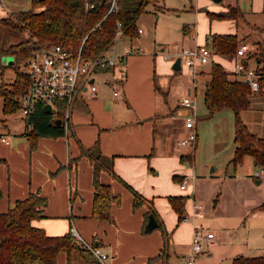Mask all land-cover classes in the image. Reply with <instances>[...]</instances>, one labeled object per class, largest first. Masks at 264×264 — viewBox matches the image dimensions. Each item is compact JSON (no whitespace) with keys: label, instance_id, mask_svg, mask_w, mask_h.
Listing matches in <instances>:
<instances>
[{"label":"crops","instance_id":"0c3cea01","mask_svg":"<svg viewBox=\"0 0 264 264\" xmlns=\"http://www.w3.org/2000/svg\"><path fill=\"white\" fill-rule=\"evenodd\" d=\"M209 1L203 2L202 6L213 12L224 11L231 6L222 3L212 5ZM242 1L245 4L239 5L235 0L232 6L238 5L243 16H249L252 23L264 27V0ZM200 7L197 10L190 7L189 10L199 16L202 13ZM6 8L4 11H8ZM215 19L218 27L213 33H234L233 19ZM137 26L142 31L136 37L122 35L115 40L114 48L120 52L125 45H141L145 53L128 55L119 64L118 69L124 77L117 83L115 95L109 80L116 70L98 69L93 73L91 77L97 86L96 93L91 94L84 86L78 90L67 136H40L35 147L30 148L23 135L26 124L23 130L9 133L12 137L10 140L7 135L0 134V211L6 210L16 199L24 198L28 192L39 190L47 202L42 216L32 220L34 226L43 228L51 235H62L74 227L86 241L98 246L106 254V258L100 261L90 250L80 246L79 250L70 251L69 256L65 251H60L56 256V264H68V259L70 264H163V257L169 264L170 248L175 255L182 256L186 264L192 227L200 224L199 220L203 217L202 213L193 221L182 222L167 199L170 195H187L183 213L191 211L192 200L197 201L194 167L189 168L184 164L186 161L190 164L194 162L197 135L193 148L186 152L179 148L177 140L187 130L181 118H171L170 115L182 113L185 108L179 103L181 98L176 102L168 101V93L171 79L185 70L191 81L181 79L185 86L184 95L193 98L195 112L197 107L193 95L197 93L199 79H203L204 91L210 66L206 68L200 65L195 76L190 75L185 67L180 71L173 69V59L165 57L163 53L157 55L151 42L142 38L147 29L140 24ZM182 32L187 36L188 46H194L205 44L212 31L201 29V34H197L196 25L184 23ZM118 40L123 41L120 48L115 46ZM213 61L222 66L231 65V60L215 54ZM230 78L240 80L233 75ZM252 94L256 95L250 96V104L240 111V117L250 131L264 138V98L254 100L260 97L259 94L264 95V87ZM258 104L263 105L259 107ZM248 113L252 118L245 116ZM227 115L233 117L234 121L233 111ZM2 136L7 142L1 140ZM93 146L111 161L115 175L130 186L124 185L110 171L101 170L100 181L108 184L111 192L119 196V202H113L111 206L112 220L97 219L91 215L93 168L84 151L87 148L94 149ZM187 154L191 155L190 158H181ZM249 156L245 155L242 161ZM251 162L255 165L253 158ZM185 174L194 175V178L190 177L187 189L182 190L179 182ZM132 189L143 198L136 206H133ZM189 196H192V200ZM150 204L158 224L168 233L165 251L156 259L154 257L164 246V238L161 227L144 231ZM82 252H88L90 259L83 256Z\"/></svg>","mask_w":264,"mask_h":264},{"label":"trees","instance_id":"16d2710c","mask_svg":"<svg viewBox=\"0 0 264 264\" xmlns=\"http://www.w3.org/2000/svg\"><path fill=\"white\" fill-rule=\"evenodd\" d=\"M83 1L30 0V8L0 15V58L11 55L14 59V79L9 84L10 88L0 90L3 113L20 108L19 98L29 83V76L26 70H20L18 65L24 63L26 66L28 57L35 48L60 44L75 53L81 46L83 57L93 58L113 43L117 21L121 22L123 35L136 37L137 19L145 10V5L153 0H140L134 4L131 0H117V9L106 16H103L107 9L104 0H91L94 7L88 10L84 9ZM206 12L210 18L233 19L236 24L238 18H243V12L238 5L228 6L224 11ZM183 29L185 31V27ZM244 41V37H238L236 32L210 33L205 44L212 49L213 54L231 60L238 45ZM251 44L247 59H253L257 69L264 74V40H256ZM209 63V78L204 85L203 102L208 116L221 108L233 111L235 148L230 162L236 167L245 155H250L256 167L261 168L264 173V138L250 131L240 117V111L250 104L251 88L243 80L230 78L231 74L226 72L220 63ZM259 82L260 91L264 87V76ZM55 119L52 112H46L41 103H36L33 111L25 116L26 129L23 135L30 148L35 147L40 136L64 134L63 124H57ZM93 148L84 151L93 168L91 215L97 219L112 220L111 206L113 202H119V196L111 192L108 184L100 181L99 175L102 169L114 175L115 173L111 161L103 157L96 147ZM190 154L182 155L181 158H190ZM116 177L128 186L124 180ZM132 192L133 206H136L143 198L133 189ZM186 198L187 195L167 197L179 217L183 214ZM46 202V197L41 195L39 190H35L28 192L24 198L16 199L6 210L0 211V264H56V256L60 251H65L69 256L70 251L79 249L80 245L71 230L62 235H51L32 224V220L42 216ZM256 209L264 210V201L258 204ZM149 213L155 216L151 204L147 215ZM158 227L162 229L164 246L154 259L160 258L168 240V233L160 223ZM162 260L165 264L164 257ZM67 263L70 264L69 259ZM230 264H264V254H237L231 258Z\"/></svg>","mask_w":264,"mask_h":264},{"label":"rangeland","instance_id":"374dc122","mask_svg":"<svg viewBox=\"0 0 264 264\" xmlns=\"http://www.w3.org/2000/svg\"><path fill=\"white\" fill-rule=\"evenodd\" d=\"M1 1L6 5L5 8L7 7L8 11L0 9V15L30 8V0ZM131 1L134 4L140 0ZM208 1L153 0L148 2L145 5V10L137 19V24L147 29V32L140 36L147 42H151L157 55L166 51H174L176 43L178 47L188 46L187 36L183 35L182 32L184 23L196 25L197 34H201V29L203 31L210 29L213 33L218 27L217 20L210 18L206 12L208 9L202 6L203 2ZM237 1L239 5L245 4L241 0ZM209 2L212 5H220V3L223 5L235 4V0H221V2L211 0ZM190 7L196 10L200 7L202 13L198 16L195 12L189 10ZM248 21L251 22L247 23ZM252 22L253 20L249 16L238 18L236 25L233 22V31L237 33L238 37H244L251 47L253 41L264 40V27ZM122 44L123 41L118 40L115 46L120 48ZM143 46L145 47V45ZM147 48L150 50V47ZM13 66L14 59L11 55H4L0 58V90L10 88L9 84L14 79ZM202 66L209 68L210 63H205ZM18 68L26 70L24 63H20ZM169 77L166 78L167 82L164 80L167 89ZM181 79L191 81V77L185 73V70H181L171 79L168 101L176 102L185 94V86ZM115 87L118 91L117 84ZM202 91L203 79H199L197 93L193 95L197 107L195 111L197 116L195 158L193 164L188 161L184 164L189 168L190 166L194 167L195 196L203 206V217L199 222L203 227L213 231L217 243L208 245L203 242L200 252L195 257V264H230L231 258L237 254L246 256L264 254V210L256 209L257 205L264 200V176H254L255 171L259 168L252 164L251 156L233 168L230 162L232 150L235 146L233 141V117L227 115L228 112L231 114L232 111L229 108H224L222 111L208 116L201 98ZM255 95L252 94L251 96ZM259 96L254 100L264 98L263 94H259ZM262 105L258 104L259 107ZM183 111L189 112L186 109H183ZM174 114L176 115L177 112L171 115ZM245 116L252 118L249 113ZM24 127L25 115L22 110L18 107L13 112L3 113L0 101V134L7 135L10 140L12 137L9 133H16L23 130ZM190 149V147H183L181 150L186 152ZM257 179H260V181L256 182ZM191 197L189 196L190 200ZM82 253L83 256L90 259L91 255L88 252ZM169 253L171 254L169 264H172V259L173 264H184V258L175 255L172 248L169 249ZM190 253L191 242L187 257ZM165 264H167L166 259Z\"/></svg>","mask_w":264,"mask_h":264},{"label":"built area","instance_id":"2783aa9c","mask_svg":"<svg viewBox=\"0 0 264 264\" xmlns=\"http://www.w3.org/2000/svg\"><path fill=\"white\" fill-rule=\"evenodd\" d=\"M104 1L107 3V9L103 16L117 9V0ZM83 7L85 10L91 9L94 7V3L91 0H84ZM0 9L5 10V5L1 0ZM121 26V22L117 21L113 43H110L93 58L83 57L81 46L75 53L60 44L35 48L28 57L26 65L29 83L19 98L20 109L24 115L27 116L32 112L36 103H41L42 105L48 103L51 105V112L63 124L64 135L67 136L70 132L71 112L78 90L84 86L85 89H89L91 94L96 93L97 86L91 77L96 70H116L109 82L113 95L117 94L115 85L122 81L124 77L122 71L118 69L119 64L128 55L143 52L141 45H125L120 52L115 50V40L123 35ZM137 31L141 32L142 28L137 26ZM174 47V51L163 52V55L173 60L180 56L181 66L185 67L192 76H195L200 65L213 61V51L206 44L181 47L175 44ZM250 49L251 46L248 42H241L236 49L235 55L231 58V65H225L223 68L229 74L239 77L240 80L247 83L252 92H258L260 89L259 80L264 74L257 69L253 59H247V52ZM179 103L189 112L170 115L171 118H181L183 126L187 130L186 134L177 140V145L181 148H193L197 135L193 98L186 94L181 97ZM1 140L7 142V139L3 136ZM263 174L260 168L255 171L254 176L260 177ZM190 177L194 178V175L185 174L181 177L179 182L180 189H187ZM202 209L203 206L200 202L192 200L191 211L183 213L180 221H193L202 215ZM71 232L77 243L82 248L90 250L98 260L103 261L106 258V254L98 246L86 241L74 227L71 228ZM190 242L191 253L186 259V264H195V257L200 252L203 242L209 245L215 243L216 240L212 231L200 224H194Z\"/></svg>","mask_w":264,"mask_h":264},{"label":"water","instance_id":"95a60500","mask_svg":"<svg viewBox=\"0 0 264 264\" xmlns=\"http://www.w3.org/2000/svg\"><path fill=\"white\" fill-rule=\"evenodd\" d=\"M213 1H219V0H213ZM171 67L173 69H176V70H180L182 68V66H181V57L180 56H177L173 60ZM42 107H43V109L46 112H51V105L50 104L45 103V104L42 105ZM55 122L57 124H59L60 123V119L56 118ZM256 182H259V180H256ZM157 226H158V222H157L154 214L153 213H149L148 216H147V221H146V223L144 225V231L145 232H149V231H151L152 229H154Z\"/></svg>","mask_w":264,"mask_h":264}]
</instances>
